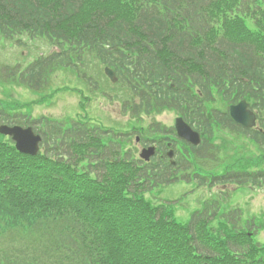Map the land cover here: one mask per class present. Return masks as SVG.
<instances>
[{"label": "trees", "instance_id": "1", "mask_svg": "<svg viewBox=\"0 0 264 264\" xmlns=\"http://www.w3.org/2000/svg\"><path fill=\"white\" fill-rule=\"evenodd\" d=\"M22 33L45 36L58 48L20 76L30 88L38 89L57 68L87 65L84 55L92 54L114 67L120 84L148 109L184 114L192 108L203 133L219 127L249 134L264 150V0H0V34ZM166 67H196L205 79L195 81L194 95L186 78L174 77L171 89ZM181 88L189 90L180 94ZM215 95L252 100L263 131L242 133L207 108ZM139 110L140 104L131 105L133 114ZM51 129L52 144L45 139V152L34 158L0 143V224L26 238L31 252H37L34 234L42 239L44 256L35 262L264 264V244L247 231L216 232L207 213L182 227L136 196L167 181V168L118 158L115 147L109 151L114 159L108 158L99 130L78 124ZM86 159L113 163L83 164ZM251 162L235 158L213 181L264 186L263 171L237 169ZM256 229L264 231V221ZM8 264L29 263L13 257Z\"/></svg>", "mask_w": 264, "mask_h": 264}, {"label": "rangeland", "instance_id": "2", "mask_svg": "<svg viewBox=\"0 0 264 264\" xmlns=\"http://www.w3.org/2000/svg\"><path fill=\"white\" fill-rule=\"evenodd\" d=\"M32 45L35 46V51L30 50L29 53L27 52V54H23L19 47L13 48V41H4L0 38V65L2 66V64H6L13 66L16 62H31L36 53H48L51 50V47L44 41H35ZM19 51L20 55L23 54L22 56L19 55ZM86 61L88 63L87 72L90 73L89 67L95 69L96 71V61L94 58L92 56H87ZM23 66H25V64ZM50 78L51 83L47 87L45 95L53 92L54 97L45 103L41 93H32L25 90L21 86L10 84L7 86L9 87V91L6 92L0 85V100H4L0 102L7 104L11 109H13V107L9 104L10 102L23 105L27 102H40L37 105L31 106V117L34 119L46 117L69 125L68 123L70 121L75 120L72 118L78 114L81 117L84 116L83 120L87 119L88 124L91 125H93V123H99L104 127L114 128L115 130L117 129L121 132H134L135 134L126 138L129 139V147H133L136 151V156H138L140 152V145L135 143V138L138 137L137 133L142 127H146L152 122L158 123L166 128H169L172 125V119L174 117V113L172 111L163 112L160 115H150L148 117L144 116L141 123L137 120L130 119L128 114H122L121 103L119 101H115L113 99L109 101L107 97H104V94L107 93L99 92L100 90H98L96 94L92 95V101L90 103H86L82 107H79V96L76 94L75 89L78 88L83 91L84 89L81 82L73 76V73L69 70H66L65 72L58 71ZM95 79L100 82H106L100 71H98ZM63 86H65L63 91L57 90ZM112 89L113 87L111 86H104V90H107L108 92ZM214 105L218 108L223 107V104L220 101H217ZM21 111L26 113L27 109H23ZM221 142L222 141L218 139L215 143L222 144ZM227 147L230 148L231 146L227 145ZM225 154L230 155L231 151L228 149ZM193 189L194 188L192 186H186L182 183H178L169 187L165 186L158 188L154 191V193L148 195V197L153 198L154 200H157L156 197H158L162 201L179 200L178 204L173 205L171 209L175 211V215L179 221L186 222L190 213L198 207L200 200L199 195H208V193L206 194L205 189ZM230 202L232 205L228 208H236L238 206V208L243 211L245 218L252 215H258L260 212L264 213V189L245 190L238 194L236 192V195H233Z\"/></svg>", "mask_w": 264, "mask_h": 264}, {"label": "water", "instance_id": "3", "mask_svg": "<svg viewBox=\"0 0 264 264\" xmlns=\"http://www.w3.org/2000/svg\"><path fill=\"white\" fill-rule=\"evenodd\" d=\"M241 105H243V103L237 107H233L231 110V115L236 121L244 125H252L254 119L253 116L242 110ZM189 132L190 131L184 127L181 129L179 128V133L181 134H188ZM0 133L11 135L17 142L16 147L21 152L34 153L38 138L34 137L29 129L23 131L19 128L0 127Z\"/></svg>", "mask_w": 264, "mask_h": 264}]
</instances>
